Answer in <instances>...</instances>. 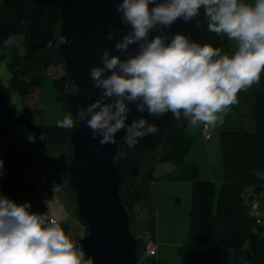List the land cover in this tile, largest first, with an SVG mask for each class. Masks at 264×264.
Masks as SVG:
<instances>
[{"label": "clouds", "instance_id": "9594fccd", "mask_svg": "<svg viewBox=\"0 0 264 264\" xmlns=\"http://www.w3.org/2000/svg\"><path fill=\"white\" fill-rule=\"evenodd\" d=\"M201 9L207 31L235 41L234 54L222 55L221 49L181 33L170 42L164 34L149 38L157 27H171L178 19L186 23L196 20L199 27ZM116 11L130 30L115 49L121 53H128L130 45H138V49L123 60L110 56V49L103 51V66L90 70L94 87L102 89V94L86 111L77 112L80 120L90 114L86 127L92 130L93 139L102 137L101 145L115 144L116 134L125 130L124 143L135 149L141 139L159 132L156 124L144 118L126 125L131 111L126 101L149 116L163 117L170 112L178 124L187 120L215 128L223 125L230 108L239 102V92L260 82L264 73V0L251 4L243 0H122ZM115 35L116 30H111L106 39L112 41ZM24 39L22 34H12L3 45L17 49L23 57L27 54ZM68 43L71 41L65 36L58 37V44ZM79 91L77 87L73 93ZM76 122L67 111L58 127L72 129ZM3 164L0 160V177ZM45 203L51 207L50 201ZM30 209V203L17 204L0 192V264H94L60 223L47 213Z\"/></svg>", "mask_w": 264, "mask_h": 264}, {"label": "trees", "instance_id": "16d2710c", "mask_svg": "<svg viewBox=\"0 0 264 264\" xmlns=\"http://www.w3.org/2000/svg\"><path fill=\"white\" fill-rule=\"evenodd\" d=\"M57 22L56 0H0V49L11 48L13 51L8 64L9 89L21 98H27L41 89L47 68L54 64L51 55ZM12 34L24 35V47L27 50L25 56H19L15 48L4 47V40ZM207 35L209 44L221 49L222 55H232L225 34L217 35L207 31ZM54 86L61 101L73 88V82L64 74L54 79ZM0 100L3 101L2 98ZM253 103L254 131L237 129L219 132L224 178L218 193L214 182L200 180L198 171L193 169L190 225L181 264H219L221 250L224 248L233 249L236 256L248 264H264V210L257 223V217L251 209L252 201H255L253 199L264 201V94H258ZM35 112L24 102L22 116L15 118L17 123L25 124L39 136L35 146H67L71 129L36 124ZM5 135L6 131L0 126V141ZM189 135L185 131L172 135L165 148V157L160 161H137L140 174L127 178L119 189L122 203L130 217L132 232L137 238V261L145 254L144 237L138 234L143 229L140 227L139 214L144 206L150 211L144 226L154 241V212L150 206L151 185L156 179L153 166L155 162H171L175 166L182 164L193 143ZM32 149L30 144L26 148H19L14 142L2 148L0 160L4 162V174L0 177V192L17 204L30 203L31 212L45 213V202L42 199L45 185L40 182L39 176L24 178L27 166L32 162ZM124 152L125 148L119 147L117 156ZM215 196L216 206L213 211ZM156 253L155 250L153 256H145L155 257Z\"/></svg>", "mask_w": 264, "mask_h": 264}, {"label": "water", "instance_id": "95a60500", "mask_svg": "<svg viewBox=\"0 0 264 264\" xmlns=\"http://www.w3.org/2000/svg\"><path fill=\"white\" fill-rule=\"evenodd\" d=\"M120 2L122 0H56L58 22L54 27L51 57L73 82V88L61 101L65 113L70 111L77 120L68 134L67 163L61 171V179L66 200L85 231L79 248L85 258L94 259V264H137L136 237L119 189L127 178L140 174L137 161H160L165 157L171 136L183 132L189 124L187 120L178 124L170 112L163 117L149 116L147 111L137 112L136 104L126 101L131 110L126 125L134 119L144 118L159 127L158 133L141 139L135 149H130L122 139L125 130L116 134L115 144L101 145L102 137L98 135L93 139L92 130L86 127L90 114L83 120L78 117V110L86 111L102 94V89L94 87L90 70L103 66V51L110 49V56H120L123 60L138 49V45H130L128 53L115 49V44L130 30L121 23V14L116 11ZM197 19L199 27L196 20L186 23L178 19L171 27L162 30L157 27L149 38L164 34L170 42L173 35L181 33L198 43L209 44L203 9ZM121 29L124 32H120ZM111 30H116V35L108 41L106 37ZM61 35L71 43L58 44ZM77 87L79 94L73 93ZM122 146L125 152L117 156L118 148Z\"/></svg>", "mask_w": 264, "mask_h": 264}, {"label": "rangeland", "instance_id": "374dc122", "mask_svg": "<svg viewBox=\"0 0 264 264\" xmlns=\"http://www.w3.org/2000/svg\"><path fill=\"white\" fill-rule=\"evenodd\" d=\"M6 50L10 54V58L8 60H5L3 55L0 53V87L5 89V91H3L5 93L4 96L0 97L3 100H0V126L6 131L5 137L0 141V151L4 146H7L11 142H14L19 148H26L30 144L33 147L31 150L32 157L33 152H36L39 149V147L35 146L39 140V136L34 134L25 124L17 123L15 118H20L22 116L25 102L26 106L36 110L34 114V121L36 124L44 123L50 126L58 125V121L62 120L66 113L62 107V101L58 99V94L54 86V79L63 76L65 74V70L61 66H57L55 64L50 65L47 68V76L42 83V87L39 90L40 92L36 91L27 98H21L18 94L9 89L10 71L8 64L11 62L13 51L11 48H5L3 51ZM0 92V96H2V91L0 90ZM258 94H264V73H262L258 84L253 85L246 91L242 90L239 92V102L230 108L228 114L225 116L223 125L215 127L213 134L210 132L209 139H205L202 135V125H199V128L197 126L198 130L196 134H194L196 138L193 135H189L192 137L193 143L185 160L187 163L193 165L192 167L198 171L200 180L212 181L215 183L216 193H218L221 188L224 178V159L222 146L219 140V132L222 130L229 131L237 129H243L246 132L254 131L253 102ZM193 126L194 125L189 122L187 128L184 130L185 133H188V131L190 132ZM204 139L209 141L206 143ZM64 153H66L67 156L66 145ZM35 163L36 162L32 157V162L27 166L24 174L25 179L32 176H39ZM66 163L67 158L65 159L64 155L63 165L65 166ZM168 165H170L169 162H155L153 166L154 176L157 177L161 172H163L162 169ZM52 170L53 177L58 182L59 189L54 194L45 191L42 193L43 201L51 202L50 208H48L45 203L44 212L47 213L50 218H54L56 221L58 220L57 222L61 224V227L64 229L66 235L69 236L70 239L74 240L80 236L79 229H82V227L76 221L74 212L66 200L61 179V171L58 172L54 169ZM155 183L156 180H153L154 185ZM177 188L178 189L175 192L170 194L166 202H171L172 204L180 202L181 210L176 209L172 213L164 211L167 213L166 215L169 216L167 220L164 219L166 215H157L162 212L161 209H155L154 211L150 205L152 211L154 212V232L156 239L157 241L160 239L164 246L158 251L156 257L146 258L147 255L145 256V254H143L142 258L137 261V264L182 263V256L187 244L190 225L191 184L189 186L188 184H184L183 187V184L181 183L178 184ZM164 189L168 191L170 188L165 186ZM253 200L258 201V209L260 212H263L264 201L260 200V198H255ZM57 203H60L61 208L66 214L63 222L58 217L59 210L57 208ZM215 206L216 196L213 201V211H215ZM149 213L150 211L148 207L144 206L139 214V218L141 220L140 227H143V229H141L138 234L140 237H144L145 242L152 239L149 230L144 226V221L149 218ZM145 234H149V238H146ZM219 264H248V262L237 257L233 249L224 248L221 250Z\"/></svg>", "mask_w": 264, "mask_h": 264}, {"label": "crops", "instance_id": "0c3cea01", "mask_svg": "<svg viewBox=\"0 0 264 264\" xmlns=\"http://www.w3.org/2000/svg\"><path fill=\"white\" fill-rule=\"evenodd\" d=\"M243 2L251 4V3H254V0H243ZM229 43H230V48H231L232 54H234V52L237 50L236 43H235V41H230V40H229ZM3 50H5V48ZM3 50L0 49V52L2 51L1 54L3 55L4 59L8 60L10 58V54L7 50L6 51H3ZM7 53H8V55H7ZM0 90L2 91V94H1L2 96H0V97H3L5 94L3 91H5V89L0 87ZM37 92H40V91L37 90ZM199 125H201V124L194 125L193 128L191 129V131L190 132L188 131V134L195 136L194 134H196V132L198 130L197 126L199 128ZM214 129L215 128L210 127V132L212 134L214 133ZM195 138H196V136H195ZM208 141L209 140H205L206 143ZM64 152H65V145H54L53 146L51 144H43L39 147V149L36 152H33L32 157L36 162L35 164H36L37 170L39 172L38 173L39 180L43 185H45L43 182V174H44L43 172H44V170L48 164L49 165L51 164V166H52L51 168H53L55 171H58V172L62 171V169H63L62 167H64L63 156L65 155V159L67 158L66 153H64ZM169 164L170 165H168L162 169L163 172H161L156 177V179H155L156 183H155V185L152 183L153 185L151 187V189H152L151 190V206L154 209V211H155V209H161L162 210L161 213L157 214L160 216L167 214L164 211H169L170 213H172L176 209H180V202H176V203L172 204L171 202H166V200L170 196L171 193L175 192L178 189L177 188L178 184L182 183L183 187H184V184L185 185L188 184V186H189L192 183V179H193V169H194L192 167L193 165L187 163L186 160H184V162L178 166H175L171 162H169ZM165 186L169 187L170 189L168 191H166L164 189ZM44 191L49 192V191H47L46 187H45ZM51 194H54V193H51ZM57 208L59 210L58 217L63 222L65 217H66V214H65L64 210L61 208L60 203H57ZM168 217L169 216L166 215L164 219L167 220ZM52 219H54V218H52ZM79 231H80V236H78L76 239L73 240L75 243L77 242L76 244H79L80 239L83 236V229H79ZM162 238H163V236H162ZM153 240L156 244V248L158 249V250L156 249V251L158 253V251L163 248L164 244L160 241V239H159V241H157L155 232H154ZM157 253H156L155 257L157 256Z\"/></svg>", "mask_w": 264, "mask_h": 264}, {"label": "built area", "instance_id": "2783aa9c", "mask_svg": "<svg viewBox=\"0 0 264 264\" xmlns=\"http://www.w3.org/2000/svg\"><path fill=\"white\" fill-rule=\"evenodd\" d=\"M202 125V130L201 133L202 135L205 137V139H209L210 138V127H205L203 124ZM52 168L51 166H47L45 168L44 174H43V182L46 186L47 191H49L50 193H56L59 189V185L58 182L55 180V178L53 177V172H52ZM251 209L254 213V215L257 217L256 218V222L259 223L260 219H261V215L262 212H260V210L258 209V201H252L251 204ZM146 238H149L148 234H145ZM155 250H156V244L154 243V241L148 240L145 242V249H144V253L146 255L149 256H153L155 254Z\"/></svg>", "mask_w": 264, "mask_h": 264}, {"label": "bare ground", "instance_id": "6f19581e", "mask_svg": "<svg viewBox=\"0 0 264 264\" xmlns=\"http://www.w3.org/2000/svg\"><path fill=\"white\" fill-rule=\"evenodd\" d=\"M1 53V52H0ZM46 187V186H45ZM50 219H52V218H50ZM136 240H137V238H136Z\"/></svg>", "mask_w": 264, "mask_h": 264}]
</instances>
